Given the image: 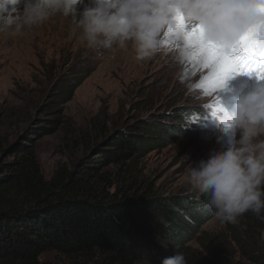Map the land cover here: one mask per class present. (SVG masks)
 Masks as SVG:
<instances>
[{"label":"trees","instance_id":"trees-1","mask_svg":"<svg viewBox=\"0 0 264 264\" xmlns=\"http://www.w3.org/2000/svg\"><path fill=\"white\" fill-rule=\"evenodd\" d=\"M55 71L48 69L51 93L32 105L16 146L0 118V155L12 148L10 160L0 159V264H161L177 253L187 264H264V210H248L211 235L200 228L213 212L188 209L207 194L159 196L138 172L136 160L174 133L165 126L92 122L93 133L70 136L78 155L45 176L28 142L62 128V106L83 79ZM191 240L201 253L185 248ZM46 253L56 258L42 259Z\"/></svg>","mask_w":264,"mask_h":264},{"label":"rangeland","instance_id":"rangeland-1","mask_svg":"<svg viewBox=\"0 0 264 264\" xmlns=\"http://www.w3.org/2000/svg\"><path fill=\"white\" fill-rule=\"evenodd\" d=\"M16 6L22 7V0ZM91 6V0H81L75 6L74 17L56 13L21 31H0L2 135L13 147L19 142L15 143L17 135L25 127L32 105L45 101L51 93L49 68L64 72L63 80L78 74L83 79L62 106V128L52 134H32V142H28L43 174L50 175L57 165L78 155L70 138L93 133L92 122L106 128L148 122L174 133L167 144L155 146L136 160L138 172L159 196L195 197L189 166L194 168L212 152L225 150L230 136L237 140L240 137L239 130L225 131L218 111L220 104L230 110L235 98L252 91V86L237 74L226 80L222 89L205 87L202 80L210 70L192 65L180 55L181 47L167 42L161 51L142 60L136 58L131 40L123 47L118 43L109 49L91 47L74 22ZM258 139L264 140V135ZM11 152L12 148L0 159L10 160ZM206 201L191 199L188 209L196 212L208 208L213 212L200 229L216 235L224 230L225 222L217 218L216 210ZM185 248L194 255L202 251L195 240L187 242ZM55 258L54 253L42 255L44 260Z\"/></svg>","mask_w":264,"mask_h":264},{"label":"clouds","instance_id":"clouds-1","mask_svg":"<svg viewBox=\"0 0 264 264\" xmlns=\"http://www.w3.org/2000/svg\"><path fill=\"white\" fill-rule=\"evenodd\" d=\"M80 2L22 0V7H17L20 0H0V31H21L56 13L74 17ZM256 3L257 0H91L92 6L83 10L81 19L73 20L89 46L109 49L116 43L123 47L131 40L136 58L142 60L165 47L166 33L180 39L172 22L177 10L183 13L186 23L203 25L208 39L231 44L260 19L252 12ZM185 53L181 47L180 55ZM240 75L253 90L239 94L230 110L220 104V115H227L230 122L225 131L239 130V139L230 136L229 147L212 152L188 169L194 188L209 196L208 205L216 210L222 223H236V218L248 210L257 215L264 210V140L258 139L264 135V80L252 85ZM256 86L260 89H254ZM161 264L187 261L177 253L162 259Z\"/></svg>","mask_w":264,"mask_h":264},{"label":"snow or ice","instance_id":"snow-or-ice-1","mask_svg":"<svg viewBox=\"0 0 264 264\" xmlns=\"http://www.w3.org/2000/svg\"><path fill=\"white\" fill-rule=\"evenodd\" d=\"M252 12L260 19L233 43L224 44L208 39L203 25L186 23L183 13L177 10L172 22L180 39L166 33V42L186 49L184 57L192 65L210 70L202 80L205 87L221 89L226 80L240 73H255L257 80H264V0H257ZM220 120L227 130L230 126L227 115L220 116Z\"/></svg>","mask_w":264,"mask_h":264},{"label":"bare ground","instance_id":"bare-ground-1","mask_svg":"<svg viewBox=\"0 0 264 264\" xmlns=\"http://www.w3.org/2000/svg\"><path fill=\"white\" fill-rule=\"evenodd\" d=\"M235 82H237V81H235Z\"/></svg>","mask_w":264,"mask_h":264}]
</instances>
